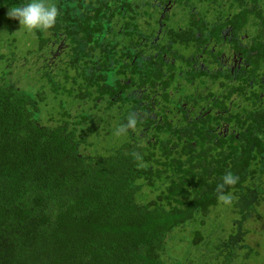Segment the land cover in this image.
Here are the masks:
<instances>
[{"label":"trees","instance_id":"1","mask_svg":"<svg viewBox=\"0 0 264 264\" xmlns=\"http://www.w3.org/2000/svg\"><path fill=\"white\" fill-rule=\"evenodd\" d=\"M187 1L200 9L45 0L59 15L33 30L35 54L27 48L17 69L0 47V264L256 256L244 239L264 202V0ZM30 2L0 0V13ZM182 11L186 21L168 28ZM232 52L238 68H219ZM132 112L136 129L117 136ZM228 172L239 180L224 205L215 189ZM225 209L227 221H215Z\"/></svg>","mask_w":264,"mask_h":264},{"label":"rangeland","instance_id":"2","mask_svg":"<svg viewBox=\"0 0 264 264\" xmlns=\"http://www.w3.org/2000/svg\"><path fill=\"white\" fill-rule=\"evenodd\" d=\"M190 5H193V3H191ZM194 8L195 10L200 9L198 5H195ZM8 10L9 8L5 7L3 12L0 13V47L3 48L2 50H6L8 53L15 52V54H17L14 58V61L12 60V62L14 63V65H16L17 69H20L19 67L21 66L17 64L18 62L16 58H21V57L25 58V55H29V53L31 55L35 54L36 51L34 50L37 49L36 37L34 35L35 34L34 31H31V32L26 31L22 26L19 25L18 20L10 19L7 16ZM192 10L193 9H191V11ZM173 12L175 13V11ZM184 12L186 11L184 10ZM184 12L183 11L178 12L177 15L171 13L172 15L170 14L169 23L166 26L168 28L169 27L177 28V25L179 24L182 25L183 22L186 21L183 16ZM167 13H169V10H167ZM11 37H15L14 42H15L16 47L13 49H11V46L13 44L9 43L8 41L11 39ZM27 48H29V51H30L29 53H28ZM46 48L47 46L43 45L42 50H41L43 55L46 51ZM28 61H29V58H28ZM28 61L23 62V63H26V65L24 64L22 68L27 66ZM7 62H9V60ZM24 72L25 71L20 70L18 74L22 78V81H25L27 79V76L24 75ZM182 86L188 91L191 88L189 84H185V83ZM171 92H172L171 95L174 96L175 98H178L180 96L179 91L171 90ZM263 188H264V183H263ZM257 211H258V215H254L253 216L254 219L251 220L250 222L247 221L250 231L245 234L246 238L244 239L245 243L248 246H250L253 251L254 250L257 251V254L256 256L252 255V253L249 254L246 260L247 263L245 262V264H256L253 261L254 258H256L257 261H264V202L262 201L260 202V204L257 207ZM228 216H229V213L225 209L222 213H219L215 221H218V222L227 221V219L229 218ZM175 244H173L172 246L175 250H177L178 245H175Z\"/></svg>","mask_w":264,"mask_h":264},{"label":"clouds","instance_id":"3","mask_svg":"<svg viewBox=\"0 0 264 264\" xmlns=\"http://www.w3.org/2000/svg\"><path fill=\"white\" fill-rule=\"evenodd\" d=\"M59 15V11L55 5H49L45 0H31L30 3L21 6H13L9 8L7 16L10 19L18 20L19 25L26 31L33 30H48L52 28ZM141 119L140 113H129L126 118V123L121 124L115 134L117 136L125 135L129 130H135L138 121ZM135 160L142 159L139 153L133 152L131 154ZM239 177L231 172L226 173L222 177V182L216 186V194L218 202L224 205H230L232 203V196L225 193L226 186H234Z\"/></svg>","mask_w":264,"mask_h":264},{"label":"flooded vegetation","instance_id":"4","mask_svg":"<svg viewBox=\"0 0 264 264\" xmlns=\"http://www.w3.org/2000/svg\"><path fill=\"white\" fill-rule=\"evenodd\" d=\"M185 4H184V6H186V9H193L192 10V12L193 13H196V11H198V9L197 10H195V5L193 6V5H190V3H189V1H187L186 2V0H185V2H184ZM189 4V5H188ZM241 37L242 38H244V37H246V34L245 33H242L241 34ZM229 54L227 53V56H225L227 59H220V58H218L217 59V62H216V64L219 66V68H223V69H228L229 70V72H231L232 70H233V68L232 67H234V68H238V66H239V64H236V62H237V60H235V58L238 56V54L237 53H235V52H232V54H230L229 56H228ZM206 57H208V56H205L204 58H206ZM203 58V59H204ZM200 59V58H199ZM229 64H231L232 65V67L229 65ZM237 70V69H236ZM186 76H189V74H187ZM224 76H226L225 74H224ZM263 77V76H262ZM221 79V77H219V79L218 80H220ZM230 82V81H229ZM211 84H209V86H210ZM215 87V89H216V87L217 88H219L220 87V85L218 84V82H217V84L214 86ZM222 87V86H221ZM221 91H222V89L221 88H219V92L217 93L218 94V96H219V94L221 93ZM202 93H205V89H204V92H202ZM201 93V94H202ZM230 103V102H229ZM186 112H187V110H189V108H187V107H182ZM185 113V112H184Z\"/></svg>","mask_w":264,"mask_h":264}]
</instances>
